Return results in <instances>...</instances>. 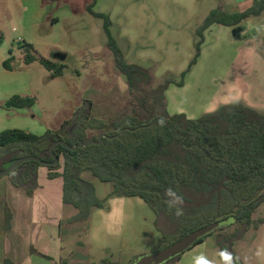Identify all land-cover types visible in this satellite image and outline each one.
<instances>
[{
  "label": "rangeland",
  "instance_id": "374dc122",
  "mask_svg": "<svg viewBox=\"0 0 264 264\" xmlns=\"http://www.w3.org/2000/svg\"><path fill=\"white\" fill-rule=\"evenodd\" d=\"M91 1L0 0V129H21L36 135L47 131L71 133L78 126L76 114L81 109L88 112L93 125L87 129L85 139H95L108 133V128H98L99 122L110 125L139 106L140 98L129 93L125 76L115 66L104 20L86 11ZM251 2L95 0L93 9L108 17L125 59L151 68L159 82L166 76L180 80L196 54L200 40L197 29L212 9L221 6L229 12L242 11ZM241 28L236 34L231 27L222 25L205 31L201 54L184 85H170L166 92L170 114L198 118L237 99L264 110V13L247 19ZM24 44L33 46L35 60L25 62ZM57 53L65 59L56 58ZM11 57L8 70L3 62ZM41 59L52 61L61 73L55 75L54 69L40 63ZM14 95L32 97L35 104L30 108H6L5 102ZM13 174L0 177V264L7 258L12 241H16L9 233L5 205L6 187L13 184ZM93 182L104 206L92 209L86 220L74 222L71 219L77 210L64 204L59 239L61 262L91 264L108 260L137 264L156 252L161 234L149 206L139 197H108L111 184L98 179ZM211 229L197 236L215 230ZM240 229L238 223L227 220L220 232L231 235ZM217 235L218 232L205 236L201 245L182 254L197 248L196 254L220 264ZM231 253L234 264H264V204L234 241Z\"/></svg>",
  "mask_w": 264,
  "mask_h": 264
},
{
  "label": "trees",
  "instance_id": "16d2710c",
  "mask_svg": "<svg viewBox=\"0 0 264 264\" xmlns=\"http://www.w3.org/2000/svg\"><path fill=\"white\" fill-rule=\"evenodd\" d=\"M95 0L86 7L91 15L104 20L107 46L113 53L117 70L126 78L128 91L140 98L132 113L119 117L112 123L99 122L98 128H108L107 137L74 150L58 143L53 153L58 157L55 165L44 166L37 161H26L14 171L12 182L26 195L32 196L38 188V169L46 167L48 177L63 179L64 204L77 212L72 221L86 220L92 209H102L104 200L96 196L93 180L111 184L108 197H139L155 213V227L161 234L154 251H159L179 241L188 234L205 226L232 218L242 228L231 235L218 232L217 247L232 252L236 239L248 228L253 213L264 204V113L241 101L221 105L198 118L185 113L170 114L167 110L166 92L170 85L183 86L187 73L201 54L205 31L213 25L231 27L233 33L241 30L244 21L264 13V0H252L242 11L229 12L221 6L212 9L197 29L200 40L197 51L179 81L166 76L156 82L151 68L129 63L111 31L108 17L94 11ZM25 62L36 57L33 46L24 44ZM12 57L3 62L11 69ZM54 74L61 73L52 61L41 59ZM35 104L32 97L14 95L4 104L6 108H30ZM78 126L71 133L47 131L36 135L21 129L0 132V170L24 156H36L52 162L50 147L57 141L75 146L86 138V131L93 125L88 112H77ZM97 139V138H95ZM62 169L59 172V169ZM183 196V214L175 215L165 201L167 189ZM11 219L8 211L6 220ZM207 234V235H209ZM205 235V236H207ZM199 238L191 247L202 243ZM31 253L52 261L50 256L35 249ZM176 255L163 264H173ZM219 255V253H218ZM3 264H14L5 259ZM59 264H65L60 262ZM91 264H116L102 260Z\"/></svg>",
  "mask_w": 264,
  "mask_h": 264
},
{
  "label": "crops",
  "instance_id": "0c3cea01",
  "mask_svg": "<svg viewBox=\"0 0 264 264\" xmlns=\"http://www.w3.org/2000/svg\"><path fill=\"white\" fill-rule=\"evenodd\" d=\"M247 106L264 113V110ZM2 130L0 129V132ZM48 172L46 167L38 169V188L32 196L26 195L22 189L13 184L9 183L6 187L5 205L11 213L9 233L16 237L6 257L14 264H59L61 262L59 239L61 211L64 207L63 179L61 176L50 179ZM6 206H4L5 214ZM32 248L50 256L53 260L32 254ZM196 249L193 250L194 252H189L190 254H182L173 264H193L194 258L200 256L195 253Z\"/></svg>",
  "mask_w": 264,
  "mask_h": 264
},
{
  "label": "water",
  "instance_id": "95a60500",
  "mask_svg": "<svg viewBox=\"0 0 264 264\" xmlns=\"http://www.w3.org/2000/svg\"><path fill=\"white\" fill-rule=\"evenodd\" d=\"M55 57L58 58V59H62V60L65 59V56L62 55V54H60V53L55 54ZM103 137H107L106 134H99L98 137H97V139H85L84 141L79 142L75 146H70L68 143H66L65 141H62V140L57 141V142H55L50 147L51 155H52V157L54 159L52 162L43 161L39 157H36V156H24V157H20V158L14 160L13 162L9 163L2 170H0V177L5 176V175L11 173L19 165H21L22 163H24L26 161H37V162H40L44 166L55 165L58 162V157L55 156V154L52 151H53V148L55 147V145H57L58 143L63 144L68 149L74 150V149H76L78 147L88 146L89 144H92V143H99L102 140ZM229 220H232V218H230ZM226 222L227 221L216 222V223H213L211 225L205 226V227H203V228H201L199 230H196V231L188 234L187 236L183 237L179 241L173 243L172 245H170V246H168L166 248H163V249H161L159 251L153 252L152 254H150L148 256H145L137 264H163L166 261L170 260L171 258L175 257L176 255L183 253L194 242H196L199 238L203 237V235L202 236H197V233L198 232H200L202 230H206L208 228H212L210 230V231H212V230H214V229L222 226Z\"/></svg>",
  "mask_w": 264,
  "mask_h": 264
},
{
  "label": "clouds",
  "instance_id": "9594fccd",
  "mask_svg": "<svg viewBox=\"0 0 264 264\" xmlns=\"http://www.w3.org/2000/svg\"><path fill=\"white\" fill-rule=\"evenodd\" d=\"M165 195L169 197V199L165 201L169 210L174 209L175 215L177 217L181 216L183 214V209H182V205L184 203L183 196L179 195L176 191H174L171 188L166 190ZM257 255H260V252H257ZM219 257H220V264H234L233 255L227 249L220 250ZM193 264H215V262L209 260L203 254H201L200 256L194 258Z\"/></svg>",
  "mask_w": 264,
  "mask_h": 264
}]
</instances>
